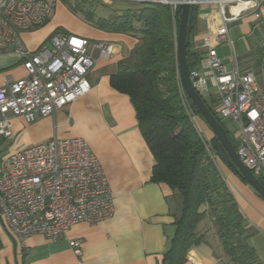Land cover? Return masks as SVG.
I'll use <instances>...</instances> for the list:
<instances>
[{
    "label": "crops",
    "instance_id": "1",
    "mask_svg": "<svg viewBox=\"0 0 264 264\" xmlns=\"http://www.w3.org/2000/svg\"><path fill=\"white\" fill-rule=\"evenodd\" d=\"M57 1L52 0L53 7ZM194 13L189 34L191 52L214 33L221 21L216 4L196 3ZM259 14L256 19L253 11H247L230 22L227 29L232 50L227 44H221L215 51L227 67L231 66L233 55L241 71L252 72L256 83L264 85V2ZM76 32L88 40L87 53L94 58L98 55L94 44H111L110 59H97L87 75L89 92L53 115L33 122L12 117L10 143L16 147L7 150V154L51 138L84 140L107 178L114 214L95 224L77 223L57 241L34 235L23 244L0 217V264H168L164 255L175 233L174 216L180 208V199L168 185L151 182L154 159L140 134L134 107L127 95L114 90L109 83L110 76L122 65L133 62L139 41L128 34L96 28H79ZM21 39L31 51L46 46L38 45L29 34H22ZM203 56L204 53H199V58ZM0 61V77L9 75L16 79L25 75L17 55H2ZM197 71H200L199 64ZM198 90L205 99L217 101L206 87ZM191 122L206 142L214 137L198 116L193 115ZM215 165L244 218L249 243L264 264V199L220 157ZM205 220L196 228L197 232L204 233L205 242L188 250L184 264H222L220 241L216 231L206 228ZM70 240L81 243L80 256L73 253Z\"/></svg>",
    "mask_w": 264,
    "mask_h": 264
},
{
    "label": "built area",
    "instance_id": "2",
    "mask_svg": "<svg viewBox=\"0 0 264 264\" xmlns=\"http://www.w3.org/2000/svg\"><path fill=\"white\" fill-rule=\"evenodd\" d=\"M127 1L169 5L173 12L181 6V1L174 0ZM199 2L216 4L221 21L195 50L204 56L199 59L194 86L206 87L216 97L218 117L237 124L235 149L252 174L264 179V85L256 83L252 72L241 71L233 55L227 67L215 51L221 44L232 50L228 24L247 11H253L258 19L264 0ZM247 2L250 4L232 12L233 6ZM52 7L51 0H0V56L17 55L25 71L16 79L0 77V136L4 140L13 137L12 117L33 122L88 93L87 75L97 59L108 61L111 57V44H94L98 53L94 58L87 53V39L67 33L51 35V49H27L21 35L42 26ZM206 149L216 162L219 156L209 144ZM113 214L109 183L84 140L51 138L0 157V217L20 243L34 235L57 241L77 223L95 224ZM69 246L76 256L82 254L78 240H70Z\"/></svg>",
    "mask_w": 264,
    "mask_h": 264
},
{
    "label": "trees",
    "instance_id": "3",
    "mask_svg": "<svg viewBox=\"0 0 264 264\" xmlns=\"http://www.w3.org/2000/svg\"><path fill=\"white\" fill-rule=\"evenodd\" d=\"M59 1L98 30L128 34L139 41L133 62L122 65L110 76L109 83L127 95L134 107L140 134L154 159L151 182L168 185L180 199L174 216L175 233L164 255L168 264H184L188 250L205 242L204 233L196 231L204 218L216 229L225 257L222 264H261L249 243L250 234L239 207L207 152L209 144L219 156L218 140L214 136L206 142L191 122L190 112L203 118L180 83L176 56L180 7L173 12L169 5L162 4L113 8L95 5L92 0H75L73 4L71 0ZM186 56L190 71H197L200 58L196 51L189 50V37ZM201 97L225 129L213 106L215 100ZM227 135L236 148V142ZM3 143L0 136V155L6 151Z\"/></svg>",
    "mask_w": 264,
    "mask_h": 264
},
{
    "label": "water",
    "instance_id": "4",
    "mask_svg": "<svg viewBox=\"0 0 264 264\" xmlns=\"http://www.w3.org/2000/svg\"><path fill=\"white\" fill-rule=\"evenodd\" d=\"M181 1L177 17L176 56L180 83L187 98L194 105L205 123L218 140V153L221 160L239 177L247 181L257 194L264 199V179L255 177L242 163V157L231 143L226 130L208 109L198 89L194 86L198 78L197 71H190L187 62V42L194 20V5L199 0Z\"/></svg>",
    "mask_w": 264,
    "mask_h": 264
},
{
    "label": "rangeland",
    "instance_id": "5",
    "mask_svg": "<svg viewBox=\"0 0 264 264\" xmlns=\"http://www.w3.org/2000/svg\"><path fill=\"white\" fill-rule=\"evenodd\" d=\"M55 1V0H53ZM75 0H71L72 4L74 3ZM77 1V0H76ZM79 1V0H78ZM81 1V0H80ZM89 1V0H88ZM93 3H95V5L97 3H102V4H107L110 7L113 8H121L124 5H133V4H137L135 2L132 1H127V0H108V1H102V0H92ZM52 2V0H51ZM99 8L98 10H102L99 6L97 7ZM106 11L103 10L101 13H105ZM79 28H82L85 30V28H95L93 25L89 24L88 22H86L81 14H74L73 12H71L63 3H61L59 0L57 1V3H55V6L52 7V11L51 14L49 16V18L47 19V21L40 27L36 28L35 30L23 33V34H29V37L31 39H35V42L38 45H46L48 48H52L51 43L49 38L51 37V35L54 34V32H58V33H69V34H73V35H79L78 32H76V30H78ZM22 36V35H21ZM0 65H1V61H0ZM1 67V66H0ZM217 105V101L214 102V108ZM222 122L225 126L226 131L228 132L229 136L231 137V139L233 141H237V131H238V126L237 124L230 120V119H222ZM4 146L6 147V151H4L0 157L4 156L7 154V150H11L13 148H15V144L14 143H10V139H5L4 140ZM206 226L208 225L209 228L211 227L214 231H216L215 227L212 226V221H210L209 219L206 218ZM223 257V261L225 262V257L223 256V252L222 255Z\"/></svg>",
    "mask_w": 264,
    "mask_h": 264
},
{
    "label": "bare ground",
    "instance_id": "6",
    "mask_svg": "<svg viewBox=\"0 0 264 264\" xmlns=\"http://www.w3.org/2000/svg\"><path fill=\"white\" fill-rule=\"evenodd\" d=\"M249 4H250V3L247 2V3H240V4L237 5V6H233V7H232V12H233V13H237L240 9H242L243 7H245V6L249 5Z\"/></svg>",
    "mask_w": 264,
    "mask_h": 264
}]
</instances>
